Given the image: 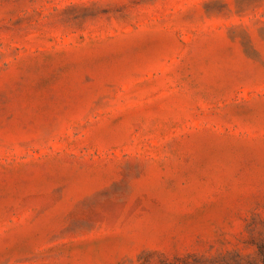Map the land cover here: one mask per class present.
Masks as SVG:
<instances>
[{
	"label": "rangeland",
	"instance_id": "obj_1",
	"mask_svg": "<svg viewBox=\"0 0 264 264\" xmlns=\"http://www.w3.org/2000/svg\"><path fill=\"white\" fill-rule=\"evenodd\" d=\"M0 264H264V0H0Z\"/></svg>",
	"mask_w": 264,
	"mask_h": 264
}]
</instances>
